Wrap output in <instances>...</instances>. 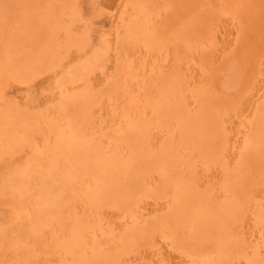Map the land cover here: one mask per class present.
I'll return each mask as SVG.
<instances>
[{"label": "rangeland", "instance_id": "1", "mask_svg": "<svg viewBox=\"0 0 264 264\" xmlns=\"http://www.w3.org/2000/svg\"><path fill=\"white\" fill-rule=\"evenodd\" d=\"M0 264H264V0H0Z\"/></svg>", "mask_w": 264, "mask_h": 264}, {"label": "bare ground", "instance_id": "2", "mask_svg": "<svg viewBox=\"0 0 264 264\" xmlns=\"http://www.w3.org/2000/svg\"><path fill=\"white\" fill-rule=\"evenodd\" d=\"M95 1H97V0H95ZM119 1H120V0H119ZM117 2H118V1H117ZM118 3H120V2H118ZM117 6H118V5H117ZM99 7H100V6H99ZM94 9H95V8H94ZM98 9H99V8H98ZM100 9H101V8H100ZM103 9H104V8H103ZM103 9H101V12H102V13H104V12L106 11V9H104L105 11H104ZM95 11H96V10H95ZM95 11H92V12H95ZM110 12H111V11H110ZM114 12H115V10H114ZM114 12H113V13H114ZM107 13H109V12H107ZM92 14H93V13H92ZM97 14H98V13H97ZM93 15H95V14H93ZM104 15H105V14H104ZM112 15H113V14H112ZM101 16H102V15L100 14L99 17H101ZM111 17H112V16H111ZM91 19H92V18H91ZM99 19H100V18H99ZM22 85H23V84H22ZM22 85H21L20 87L25 86V85H23V86H22ZM31 85H32V84H31ZM31 85H26V86L29 87V88H27V87L25 86V87L27 88V90L30 89ZM32 86H33V85H32ZM45 86H46V85H45ZM31 88H32V87H31ZM44 89H45V88H44ZM34 90H35V89H34ZM32 91H33V88H32ZM39 91H40V90H39ZM46 91H47V90H46ZM29 92H31V90L27 92V95L29 94ZM41 92H42V91H40V93H41ZM47 92H48V94H49V91H47ZM24 93L26 94V90H25V92L21 93V95H22V94L24 95ZM34 93L36 94V92H34ZM40 93H39V95H41ZM32 94H33V93H32ZM35 94H34V95H35ZM45 94H46V93H45ZM45 94H44V96H45ZM48 94H46V95H48ZM21 95H20V96H21ZM29 95H30V96H27L28 99H29L30 97H31V98H32V97L35 98V97L32 96L31 94H29ZM49 95H50V94H49ZM25 97H26V95H25ZM43 98H44V97H43ZM35 99H36V98H35ZM31 100H33V99H31Z\"/></svg>", "mask_w": 264, "mask_h": 264}]
</instances>
